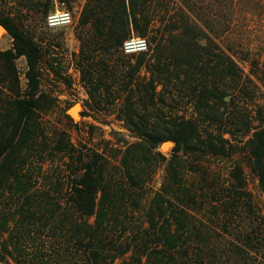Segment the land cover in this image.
I'll return each mask as SVG.
<instances>
[{"label": "trees", "instance_id": "trees-1", "mask_svg": "<svg viewBox=\"0 0 264 264\" xmlns=\"http://www.w3.org/2000/svg\"><path fill=\"white\" fill-rule=\"evenodd\" d=\"M202 1L86 0L72 55L86 106L105 107L134 138L114 176L107 157L77 151L60 126L47 134L39 120L46 109L44 52L13 18L0 16L11 39L0 51V94L11 93L0 101V236L8 234L1 261L46 264L28 250L46 254L31 239L52 221L61 228L59 244L73 242L74 252L62 254H81L84 264H264V212H254L244 175L246 167L264 194V109L246 88L255 74H244L216 40V0ZM132 37L145 39L147 50L125 54ZM244 97L251 112L239 105ZM165 142L172 144L167 157L155 152ZM47 143L49 156L69 161L62 202L51 195L54 186L64 187L58 178L45 180L42 194L30 191L29 160L40 159ZM150 164L163 166L164 180L148 201ZM219 166H226L223 178L215 174ZM5 209L15 212L7 216Z\"/></svg>", "mask_w": 264, "mask_h": 264}, {"label": "rangeland", "instance_id": "rangeland-1", "mask_svg": "<svg viewBox=\"0 0 264 264\" xmlns=\"http://www.w3.org/2000/svg\"><path fill=\"white\" fill-rule=\"evenodd\" d=\"M217 6L213 8L210 14L217 13L220 21L216 24L219 38L217 41L220 45L231 50L235 61L243 70L244 74L249 72L255 74L252 77L255 84H246V88L253 97L254 106L264 109V0H216ZM86 0H0V16L11 17L20 25L25 32L33 36L35 41L41 46L44 57L40 63V90L46 95L45 113L41 115L40 122L44 128H47V134L57 126L66 132L67 139L83 154L98 152L109 160L108 174L114 176L119 175L120 161L122 152H124L127 144L134 142V138L123 127L122 123L115 120L113 116L106 115V108L99 107L97 111L89 110L86 106L87 96L79 80V73L74 67L73 53H77L79 42L76 39V30L81 12L85 6ZM207 0H203V6ZM213 3V2H211ZM178 7V6H177ZM67 9L72 14L71 23L60 29L50 30L45 26V18L47 14L54 10ZM47 10V13L45 11ZM173 11V10H172ZM194 14V13H193ZM192 17V15H190ZM225 20H223L224 18ZM219 20V19H218ZM11 47V39L7 34L0 35V51L7 50ZM48 52V54H47ZM56 59L57 65L60 67L58 75H55L50 67L49 62ZM16 68L19 77L21 91L25 88V61L19 59L16 61ZM70 81L67 86L64 81ZM6 93V94H5ZM0 94V101L11 93L5 91ZM74 105H79L74 107ZM240 106H245L248 110H252L251 100L244 97L240 99ZM75 110V119L68 115V111ZM70 110V111H71ZM69 111V113H70ZM87 112L88 116L82 114ZM253 115V113H251ZM73 115V116H75ZM67 116V117H65ZM46 153L41 158L34 157L30 159L27 167V175L31 176L30 191L34 195L42 194L45 180L53 182L58 178L60 185L53 187L52 197L64 201L65 186L67 182L69 162L64 155H48L51 152V145L47 143ZM172 145L158 150L164 156H169ZM245 161V159H242ZM152 164V163H151ZM150 164V165H151ZM122 165V164H121ZM226 167V166H225ZM225 167L215 169V174H220L223 178ZM116 169V170H115ZM144 195L146 200L156 193L164 180L163 166L151 165L146 170ZM247 191L251 194L252 207L254 212H264V194L261 193L256 178L248 168L244 169ZM196 177H189L191 181ZM53 186V185H52ZM59 192L58 195L56 193ZM140 192V191H139ZM126 204V203H124ZM64 207V203L61 204ZM4 209L0 205V209ZM6 210V209H5ZM10 212L3 213L9 216ZM128 220L133 222L135 216L128 215ZM54 222H48L45 231H41L43 224L39 226V232L32 236L35 246L41 247L46 254H41L35 247L29 248V252H34L38 256H42L46 260V264H84L81 254H62L63 250L69 248L70 252H74L72 243H65L64 246L59 244L61 238V228L59 225L54 226ZM9 226H13V223ZM14 234V233H13ZM6 233L0 236L1 242L7 238ZM39 253V254H37ZM68 258L67 263L64 258ZM121 259L116 260L113 264H120ZM0 264H14L12 261L8 263L0 260Z\"/></svg>", "mask_w": 264, "mask_h": 264}, {"label": "built area", "instance_id": "built-area-1", "mask_svg": "<svg viewBox=\"0 0 264 264\" xmlns=\"http://www.w3.org/2000/svg\"><path fill=\"white\" fill-rule=\"evenodd\" d=\"M64 13H67L70 17V22H67L66 17L64 16ZM50 15L52 17H54L53 21L49 22V17ZM72 20V14L69 10L67 9H60V10H54L52 12H50L49 14H47L46 18H45V26L50 29V30H54V29H60V28H64L66 26H68L71 23ZM138 40H143L146 43V40L143 38H139V37H132L130 39H128L127 41L124 42L123 46H122V51L125 54H138L141 52H145L147 50V43H146V50L143 51H139V52H134V53H127L125 51V44L126 43H135Z\"/></svg>", "mask_w": 264, "mask_h": 264}, {"label": "clouds", "instance_id": "clouds-1", "mask_svg": "<svg viewBox=\"0 0 264 264\" xmlns=\"http://www.w3.org/2000/svg\"><path fill=\"white\" fill-rule=\"evenodd\" d=\"M64 16L67 19V22H70V17L67 13H64ZM54 17H52L50 15L49 17V22L51 24V22L53 21ZM146 50V43L143 40H138L135 43H126L125 44V51L127 53H134V52H139V51H143Z\"/></svg>", "mask_w": 264, "mask_h": 264}, {"label": "water", "instance_id": "water-1", "mask_svg": "<svg viewBox=\"0 0 264 264\" xmlns=\"http://www.w3.org/2000/svg\"><path fill=\"white\" fill-rule=\"evenodd\" d=\"M2 34H7V31L6 29L0 24V35ZM74 107H78L79 108V105H74ZM71 110V109H70ZM69 110V111H70ZM68 111V115L72 118V119H75V117L77 116V114L75 116H73L71 113H69ZM169 145H172L170 142H165L161 145L162 148L166 147V146H169Z\"/></svg>", "mask_w": 264, "mask_h": 264}, {"label": "bare ground", "instance_id": "bare-ground-1", "mask_svg": "<svg viewBox=\"0 0 264 264\" xmlns=\"http://www.w3.org/2000/svg\"><path fill=\"white\" fill-rule=\"evenodd\" d=\"M75 108L74 109H72L71 111H70V113L72 114V115H75Z\"/></svg>", "mask_w": 264, "mask_h": 264}]
</instances>
